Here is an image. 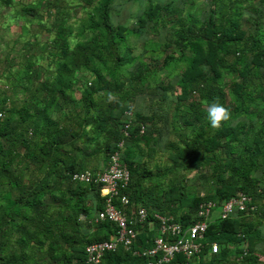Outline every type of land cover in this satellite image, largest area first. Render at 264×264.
<instances>
[{
	"label": "trees",
	"instance_id": "obj_1",
	"mask_svg": "<svg viewBox=\"0 0 264 264\" xmlns=\"http://www.w3.org/2000/svg\"><path fill=\"white\" fill-rule=\"evenodd\" d=\"M111 1H97L93 11L87 14L91 35L71 46L67 39L70 30L63 25L65 18L59 16L55 24V39L58 40L55 47L58 53L51 80L45 78L33 86L29 92L30 100L18 110L13 106L6 107L5 103L0 104V109L8 112L0 119V189L5 186L0 191V264H29L25 261L30 256L23 249L18 255H5L10 241L26 249L28 240L40 245L46 242L47 256L52 259L57 255V264H83L86 244L107 239L110 234H114L115 225L107 220L95 222L88 235L80 232V216H83L84 221L94 216L102 207L103 197L99 195V184L74 183L69 175L84 169L89 158L98 152L103 153L107 164L109 154L117 149L121 140V161L128 170L129 179L120 192L127 196L130 205L139 203L147 213L143 222L133 224L137 233L131 249L149 246L156 235L157 223L152 216L155 213L153 208L159 210L157 213L170 215L185 226L195 219L200 202L213 200L220 204L238 192H243L257 205L251 215L237 212L225 219L213 218L206 227L205 240L217 242V252L209 253L207 246H204L197 256L185 259L175 255L166 264H192V259H196L197 264H220L227 245H237L242 241L245 242V254L240 261L244 264H258L255 246L260 223L257 221L253 224L249 219L251 216L264 218V120L253 132L251 142L243 143L233 152L232 145L238 143L240 135L245 133L244 123L230 125L227 121L207 134L204 125L209 120L203 119V115H207L206 111L202 108L192 110L198 102L211 103L215 101V96L222 97L215 80L219 76L218 66L223 65L238 76V80H234L229 89L234 108L237 107L235 112L230 113L231 118L249 111V104L258 100L262 101L264 108V95L256 98L245 91L250 76L260 78L259 68L264 72V41L260 40L257 31L248 33L241 27L239 13H233L239 12L236 0H207L212 9H208L204 17L185 11L184 6H174L170 0L164 5L149 1L137 15L132 27L110 24L108 11ZM219 4L226 6L227 12L213 17L212 10ZM160 28H166V36L162 43H153L156 47L166 49V56L160 66L168 68L169 62L183 64L175 80L179 92L175 94L174 112L188 94L197 91L198 95V101L187 103L181 119L184 125H189L195 131L191 142L187 137L184 146L173 150L169 158L183 169H196L203 162L209 169L208 174L203 176L204 182L213 185L212 193L207 195L187 192L180 180H170L164 190L162 180L157 177L161 171L151 170L143 161L134 159L136 153L143 150L141 141L158 142L157 139L154 141L153 135L161 136L160 127L155 125V121L161 117L155 114L154 109L145 112L140 108H131L130 103L123 101L137 92L135 82L140 86L146 84V72L151 74L152 79H156V68L152 72L138 69L131 77L116 73L120 65L131 62V59L118 54L116 50L131 36L138 37V32L150 29L151 34L153 31L159 34ZM245 46L250 48V59L241 70L234 71L235 63L227 60L226 56L234 55L238 59ZM158 57L154 55L152 58L157 61ZM30 65L32 63L28 61L22 70L25 77H28ZM90 65L94 80L89 79L86 85L88 88L81 92L82 115L75 114L72 117L74 123L70 120L59 122L51 114L65 105L67 100H71L67 93L73 85L71 74L81 66ZM127 80L132 81L133 85H129L125 91L120 90L122 83ZM195 85L198 87L195 88ZM171 87L170 81H166L160 89L151 87L148 92L151 106L161 109V102ZM101 89L105 90L104 96L109 92L115 94L118 102L114 104L111 100L104 103L94 98L92 94ZM38 90L44 94L40 99L34 96ZM185 110H189L190 114L185 113ZM124 111L131 112L126 136L123 134L126 124ZM174 112L169 118L172 123L176 116ZM141 126L143 131L140 133ZM80 134L86 135L82 138L81 146L76 144L81 138ZM32 139L35 142L32 143ZM96 139L99 141L95 142ZM21 149L23 153H20ZM202 151L205 153L203 157L200 156ZM20 156L41 172L37 182L27 186L25 195H20L21 190H24L23 175L13 169ZM14 189L17 195L11 197ZM45 193L49 198L48 204L45 203ZM67 228L69 232H66ZM236 250L241 253L240 247ZM145 261V257L132 255L131 250L118 246L113 251L105 252L100 264H144Z\"/></svg>",
	"mask_w": 264,
	"mask_h": 264
},
{
	"label": "rangeland",
	"instance_id": "obj_2",
	"mask_svg": "<svg viewBox=\"0 0 264 264\" xmlns=\"http://www.w3.org/2000/svg\"><path fill=\"white\" fill-rule=\"evenodd\" d=\"M97 1L98 0H9L4 2L0 0V104L5 103L6 107L13 106L18 110L25 105L26 101L30 100L29 92L33 86H37L38 83L45 78L51 80L55 67L54 60L58 53L55 47L56 42H58V40L55 39V24L59 21L58 17L62 16V18H65V20H63V25L70 30L67 39L69 46H71L74 42L85 40L91 35L92 30L88 27L89 20L87 14L93 11L92 9ZM149 1L159 2L164 5L168 0H112L109 4L108 11L110 24L114 26L119 23L127 27H132L137 15L140 14L142 8L147 5ZM170 1H172L171 4L174 6H184L185 11L193 12L198 17L206 16L208 9H212V5H209L207 0ZM236 2L239 4V6H237L239 12L233 13H239L238 19L241 27L248 33L257 31L258 37L263 42L264 0H236ZM212 11L213 17L220 16L223 15L224 12H227V7L219 4L218 7L214 6V10ZM150 31V29H147L146 31L138 32V37L134 35L131 36L116 50L118 54L123 55L127 59H131L130 63L120 65L116 73L131 77L133 74L137 73L138 69L151 71L154 67L156 68L155 76L157 78L152 79L151 74L146 72V84L140 86L135 82L134 88L137 92L126 98L123 103H130L131 108H140L145 112H151L154 109L155 114L161 117V119L158 118L155 121V125L159 126L161 129V136L157 137L156 134L153 135V139L155 138L154 141L157 139L158 142L154 143L152 140H147L146 142L141 141L140 143L144 153L148 151V148L151 149V152H147L149 159L151 158L148 162L151 166V170L161 171L157 177L162 180L163 189H167L170 180H180V183L184 185L185 190L189 193L197 195L210 194L213 191V185L204 182L205 179L203 176L208 174L209 169L206 165H203V162H201L196 169H183L180 165L174 164L169 158V154H171L173 150L184 146L187 137L189 142H191L192 135L195 131L191 130L189 125H184L181 119L183 118V109H186L187 103L194 100L198 101V95L197 91L188 94L184 100L180 101L181 105L179 109L174 112L173 105L176 103L175 94L179 92L178 87L175 85V80L183 64L177 63L175 65L174 62H169L168 68H166V66H160L164 56H166V49L163 50L162 47H156L153 43L163 42L164 36H166V28H160L158 30L159 34L155 31L151 34ZM245 47L244 52L238 59H236L234 55L226 56L227 60L235 63L234 71L241 70L243 65L250 59V48L249 46ZM154 55H159L157 61L153 60L152 57ZM28 61L31 62L32 65L29 67L28 77H25L22 74V70L26 67ZM91 68V65L88 67L81 66L75 73L73 72L71 74L73 85L70 90H67L71 100H67L65 105L54 110L51 114V116L57 118L59 122L62 123L63 121L67 122L70 120L74 123L72 117H74L75 114L79 116L82 115L83 106L81 104V92L88 88L86 85L89 79H91V81L94 80ZM169 68L170 71L168 70ZM217 69L219 76L215 80V84L222 93V97L219 98L215 96V101L225 106L230 113H233L237 107L234 108L229 89L233 81L238 80L237 73L231 72L226 65L218 66ZM258 73L262 78L250 76L251 80L247 82L245 90L256 98L258 95H264V75L262 76L264 72L262 68L258 69ZM119 78H121V76ZM166 81H170L172 87L168 89L167 93L169 94H166V98H163L161 102V109H163L161 110L160 108L158 109L151 106V96L148 92L151 87L160 89L163 84H166ZM129 85H133L132 81L127 80L123 82L120 90L125 91ZM194 87L197 88L198 85ZM139 88L141 89L140 91H138ZM104 91L105 90L102 89L98 90V92L93 93L92 96L97 98L98 101L105 103V101H109V96L111 95L114 97V104L118 102L115 94L109 92L107 96H104ZM43 95V91L41 90L34 93L37 99L42 98ZM3 99L5 100L3 101ZM209 103L210 102L204 101L198 102L195 104V108L193 107L192 111L199 110V108L206 111V106ZM262 104L261 100L249 104V111L242 112L227 122L230 125L236 122H242L245 125V133L240 135L238 143L232 145L233 152L239 149L243 143L251 142L250 140L253 136V132L256 131L264 120V108ZM173 112L176 116L172 123L169 118L172 117ZM185 113L190 114V111L185 110ZM7 114L8 112L5 109H0V119ZM162 117H164V119ZM203 119L208 120L207 115H203ZM197 123L198 122H195V124ZM204 128L207 134H211L214 130L209 121L206 122ZM79 136H81V134ZM84 137H86V135H82L81 138L76 141V144L81 146L82 138ZM96 141H99V139H96L95 142ZM33 142H35V139H32V143ZM20 153H23L22 149ZM204 155L205 153L202 151L200 156L203 157ZM221 156H223V153ZM217 157L218 155L216 158ZM17 159L19 160L14 164L13 169L15 172H19L23 175L25 181L24 190H21L20 195H25L27 186L32 182H37L41 176V172L34 169L23 156ZM89 159L90 161L86 162L84 168L101 170L106 166L102 152L96 153L94 157H90ZM3 188H5V186H2V189ZM2 189H0V191ZM45 194L47 197L45 203L48 204L49 198L47 193ZM16 195V190H12L11 197H15ZM140 206L142 205L139 203L135 205H130V203H128L126 211L128 212V209H130L131 212H133L135 207V209H137ZM249 220L253 224L257 221L260 223V225H258L259 236L255 246V255L258 264H264V218L260 216H251ZM79 221L82 223L80 232L84 235L90 234L92 230L91 232L89 230L93 229V224L95 223L93 216H90L86 221L80 217ZM69 230L70 229L67 228L66 232H69ZM12 238H14L13 235ZM239 247L241 248V253L236 252V248ZM244 247V241L239 242L237 245L233 243L227 245L226 251L222 254L220 264H244L240 261L241 256L245 254L243 253L245 252ZM21 249H23L26 255L30 256V258L25 261L26 263H58L56 258L57 255L52 259L47 256L46 242L40 245L37 242L28 240V245L25 249L10 241L7 244L5 255L10 253L18 255ZM38 250L40 252H38ZM190 262L192 264H197L196 259H192Z\"/></svg>",
	"mask_w": 264,
	"mask_h": 264
},
{
	"label": "built area",
	"instance_id": "obj_3",
	"mask_svg": "<svg viewBox=\"0 0 264 264\" xmlns=\"http://www.w3.org/2000/svg\"><path fill=\"white\" fill-rule=\"evenodd\" d=\"M126 124L124 125V136L131 118L130 111H124ZM143 131L141 126L139 132ZM123 140L117 144L108 158L106 166L101 170L84 168L70 173L69 178L74 183L99 184V195L103 197L102 207L93 216L95 222L107 220L115 225L114 234L107 239L92 241L84 246L83 264H100L102 256L107 251H113L121 246L124 250H131L132 255L146 258L144 264H166L175 255L185 259L197 256L204 246H207L209 253L219 250L215 241L205 240L206 227L213 218L225 219L237 212L243 215H251L257 208L252 198L238 192L220 204L213 200H205L198 204L195 219L183 226L175 221L170 215L155 212L152 216L157 223V233L151 239L147 247L131 249L137 231L133 224L145 220L147 213L142 206L138 207L130 220L126 213L128 205L127 196L120 192L127 185L129 174L121 161V148Z\"/></svg>",
	"mask_w": 264,
	"mask_h": 264
},
{
	"label": "clouds",
	"instance_id": "obj_4",
	"mask_svg": "<svg viewBox=\"0 0 264 264\" xmlns=\"http://www.w3.org/2000/svg\"><path fill=\"white\" fill-rule=\"evenodd\" d=\"M113 96H109V101L113 100ZM207 118L210 125L214 129H218L224 122L231 119L229 110L217 101L211 102L206 106Z\"/></svg>",
	"mask_w": 264,
	"mask_h": 264
},
{
	"label": "crops",
	"instance_id": "obj_5",
	"mask_svg": "<svg viewBox=\"0 0 264 264\" xmlns=\"http://www.w3.org/2000/svg\"><path fill=\"white\" fill-rule=\"evenodd\" d=\"M148 151H146V153H144V151H140V152H138V153H136V155H135V157H134V159H136V160H139V161H143L144 163H146L150 168H151V166L149 165V160L151 159H149V155H148V153L147 152H151V149H147ZM136 208V207H135ZM134 208V211L133 212H131V210L130 209H128V214H127V216H128V218L130 219V220H133V214H134V212H135V209ZM81 217V219L83 218V216H80ZM83 220H84V218H83ZM148 228H147V230H149L150 229V223H148ZM142 228V227H141ZM91 230H93V229H90L89 231L91 232ZM111 235V234H110ZM109 235V236H110Z\"/></svg>",
	"mask_w": 264,
	"mask_h": 264
},
{
	"label": "water",
	"instance_id": "obj_6",
	"mask_svg": "<svg viewBox=\"0 0 264 264\" xmlns=\"http://www.w3.org/2000/svg\"><path fill=\"white\" fill-rule=\"evenodd\" d=\"M153 211L158 212L159 210L157 208H153Z\"/></svg>",
	"mask_w": 264,
	"mask_h": 264
}]
</instances>
